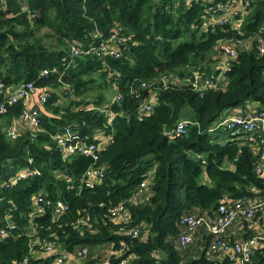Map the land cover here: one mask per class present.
I'll return each mask as SVG.
<instances>
[{
  "label": "trees",
  "instance_id": "16d2710c",
  "mask_svg": "<svg viewBox=\"0 0 264 264\" xmlns=\"http://www.w3.org/2000/svg\"><path fill=\"white\" fill-rule=\"evenodd\" d=\"M214 3L227 6L229 0ZM206 7L200 1L173 6V0H0V82L8 87L31 81L50 89L38 116L40 131L7 137L9 123L24 111L21 100L0 114V227L7 230L0 237V264L24 258L50 263L86 246L85 264H104L108 256L107 264L124 257L131 264H232L209 251L203 230L194 254H183L176 247L178 219L185 212L213 216L223 200L264 197V171L255 170L262 145L222 125L210 130L223 112L246 102L264 112V53L253 45L264 37V0H249L239 27L230 20L207 24ZM44 27L49 40L37 35ZM112 32L124 39L118 57L71 52L99 46ZM219 40L231 43L237 55L221 80L195 88L190 78L203 64L209 79L219 74L211 58ZM238 40L252 45L246 49ZM45 67L49 73L40 75ZM142 82L149 85L147 96ZM108 85L114 89L109 97ZM151 91L152 108L139 115ZM180 118L190 119L187 131L170 134ZM65 126L88 143H97L98 134L110 138L95 160L85 154L63 159L54 136ZM94 167L103 168V176L89 185L82 176ZM21 169L36 171L11 182ZM147 172L151 194L129 205L131 220L116 222L111 208ZM34 195L42 213L31 214ZM56 200L67 206L58 216ZM255 214L257 221L260 210ZM234 224L239 238L255 232L248 219ZM133 227L136 237L127 232ZM256 251L249 264H264V242Z\"/></svg>",
  "mask_w": 264,
  "mask_h": 264
},
{
  "label": "built area",
  "instance_id": "2783aa9c",
  "mask_svg": "<svg viewBox=\"0 0 264 264\" xmlns=\"http://www.w3.org/2000/svg\"><path fill=\"white\" fill-rule=\"evenodd\" d=\"M194 1H200L201 4L207 6L205 12L210 14L207 18V24L210 22L223 24L230 20L235 27H239L243 21L244 16L247 14L245 7L249 3V0H229L227 6H221L219 3H214L215 0H173V6H176L181 2L190 6ZM217 8L221 9L222 12L218 14L214 13ZM237 11L240 12V17L235 19L234 17ZM123 40L124 39L116 32H112L111 36L106 41H102L99 46H94V44L89 43L84 49L72 47L71 52L74 56H78L83 53L97 54L99 56L112 55L118 57L119 51H117V47ZM238 42L239 45L246 49L252 45V41L238 40ZM253 45L260 53H264L263 36H258ZM214 49H216V53H213L211 58L214 60V63H216V67L220 69V72L216 76L215 80H211L207 77V67L203 64L204 70L195 71L193 76L190 78L191 85L195 88H200L201 84L212 87L217 80H221V76L228 68L229 60L237 55V48L225 40H219L215 44ZM203 63H205V61ZM48 73L49 69L47 67L40 71V75ZM148 86L149 85L145 82L140 84V88L144 90H148ZM49 92V87L39 89L34 86L31 81L20 82L16 85L8 87H5L3 83L0 82V94L2 95V99H0V114L6 111L5 108L9 104L15 103L19 100L24 103V111L22 114L19 117L13 118L7 127V137L9 139L16 138L19 135L20 130L23 129L35 131L41 130L38 126V116L40 115V108L46 101ZM33 93L37 94V104L29 105L28 102ZM153 97L154 96L149 95V98L145 99L139 105V115L151 110ZM116 98H119V96H116L115 99ZM189 124H191L190 119L180 118L176 122V125L170 130V134L176 135L186 132ZM221 125L227 129H232L233 133H245V139L253 140L257 144L260 143L262 145L258 157L259 160L255 164V170L257 172L264 171L263 110L249 108V110L246 109L242 112L233 115L231 114V116H220L210 130L212 131L214 128ZM76 133L77 132H73L70 127L65 126L61 134L54 136L56 145L62 151L63 159L77 154H85L95 160L98 156V150L110 138V135H105V137L95 136L98 140L97 143H88L85 139H81L79 135H77L78 133ZM31 161L32 159L29 158L28 162ZM35 171L36 170L28 171L25 169L24 172H19L17 177L13 178L11 182L15 181L16 178L29 175ZM101 176H103V168H89L82 176V181L92 185ZM151 179V173L147 172L137 189L128 198L111 208L113 218L116 222L123 223L131 220L129 205L151 194ZM31 200L34 206L31 214L42 213L44 211V207L41 204L40 196L34 195ZM66 209L67 206L63 201L56 200L53 215L58 216L65 212ZM258 210H260V215L257 218V221H254V217L256 216L255 213ZM240 218L250 220V227L252 229L254 228L255 232L252 236L247 238H234V240H232L230 238L229 229L234 225V222ZM85 219L86 222L88 220V216H86ZM6 221L7 227H12L13 221ZM200 226L203 228V233L210 237L208 244L210 252H219L222 256L227 257L232 264H249L252 261L253 256L256 254L258 246L264 242V197L257 199L249 196H243L234 198L233 200H223L218 204L217 208L213 212V216L207 214H200L196 216V214L191 212L182 213L178 219V238L176 239L177 249H184L191 242H193ZM127 232L131 236L136 237L138 229L137 227L129 228ZM6 233V228L0 227V237L4 236ZM119 246L121 252L127 247L124 240L120 242ZM51 248L52 246L49 245L46 249L49 250ZM87 250L88 248L86 246L83 247L76 255L60 254L50 263L35 262L33 264H85ZM108 260L109 256L106 258V262L104 264H107ZM19 264H29V259L24 258L19 262ZM115 264H131L130 257H124Z\"/></svg>",
  "mask_w": 264,
  "mask_h": 264
},
{
  "label": "crops",
  "instance_id": "0c3cea01",
  "mask_svg": "<svg viewBox=\"0 0 264 264\" xmlns=\"http://www.w3.org/2000/svg\"><path fill=\"white\" fill-rule=\"evenodd\" d=\"M29 105H36L37 104V94L36 93H33L32 95H31V97H30V99H29ZM247 104L245 105V107H242V106H238V107H234V108H231V109H229V110H226L225 112H223L222 113V117L223 116H231V114L233 115V114H236V113H239V112H242L243 110H245V109H247V110H249V108H251V109H253V108H257L259 105L257 104V103H255V102H253V101H249V102H246ZM100 137H105V135L104 134H98ZM239 229L240 228H238V226H236L235 224H234V226L233 227H231L230 229H229V234H230V236H231V234L232 235H234L235 234V237L236 238H239V236L240 235H238V234H240L239 233ZM202 230H203V228H202ZM197 236V237H196ZM195 237H196V239L195 240H197V239H199V240H201V234H200V232L198 233V235H196ZM195 245V244H194ZM194 245H192V247L194 246ZM195 247V246H194ZM192 254H194V252L192 253ZM103 264V263H102Z\"/></svg>",
  "mask_w": 264,
  "mask_h": 264
},
{
  "label": "rangeland",
  "instance_id": "374dc122",
  "mask_svg": "<svg viewBox=\"0 0 264 264\" xmlns=\"http://www.w3.org/2000/svg\"><path fill=\"white\" fill-rule=\"evenodd\" d=\"M46 30H47V29H46L45 27L42 28V29H40V30L37 32V35L43 37L44 39H48V38L46 37V35H44V33L46 32ZM52 39H53V37H50V40H52ZM48 40H49V39H48ZM106 90H107L106 95H107L108 97L114 95V93H113L114 89L111 87V85H108V86L106 87ZM155 94H156V91H151V93H150L151 96H155ZM64 100L66 101L67 98H64ZM24 171H25V169H21L19 172H24ZM194 214H196V213H194ZM197 215H200V214H196V216H197ZM201 228H202L201 226L198 228L197 235H198V233L202 230ZM196 237H197V236H196ZM196 237L194 238L193 242H191V244H189V245L186 247V249H182V250H180L183 254H184L185 252H187L188 254H192V253H191V250L194 248V246H197V244L200 243V240H199V239L195 240ZM194 244H195V245H194ZM192 245H194V246L192 247ZM105 246L107 247V245H105ZM106 250H108V248H105V251H106Z\"/></svg>",
  "mask_w": 264,
  "mask_h": 264
},
{
  "label": "water",
  "instance_id": "95a60500",
  "mask_svg": "<svg viewBox=\"0 0 264 264\" xmlns=\"http://www.w3.org/2000/svg\"><path fill=\"white\" fill-rule=\"evenodd\" d=\"M148 93H149V91L146 89V90H144V96H147L148 95Z\"/></svg>",
  "mask_w": 264,
  "mask_h": 264
}]
</instances>
